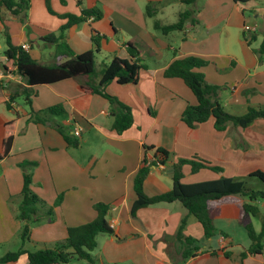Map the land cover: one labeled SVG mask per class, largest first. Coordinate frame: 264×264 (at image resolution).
<instances>
[{
	"label": "crops",
	"instance_id": "0c3cea01",
	"mask_svg": "<svg viewBox=\"0 0 264 264\" xmlns=\"http://www.w3.org/2000/svg\"><path fill=\"white\" fill-rule=\"evenodd\" d=\"M92 8L99 9L102 17L91 16L64 31L70 48L75 53L91 51L99 70L114 56L128 59L126 43L131 42L143 64L136 83L112 80L104 88L131 109L133 123L121 134L111 127L113 107L108 99L80 87L87 78L34 86L27 104L21 94L25 80L4 54L8 40L16 47L28 44L37 62L54 63V44L44 36L60 33L67 22L63 15L79 16L83 9ZM184 9H190L191 16L183 29L165 34L156 28V23H175ZM244 25L254 27V40H259L256 46L243 38ZM263 36L264 0H196L190 4L184 0H29L18 14L1 7L0 66L6 76L0 82V152L5 137L12 136V143L8 155L0 159V246L19 236L20 164L34 162L28 167L31 190L48 205L59 195L62 198L51 220L45 218L31 228L27 244H35L33 249L38 243L47 246L63 240L67 227L95 219L94 204L101 202L108 206L105 218L114 228L112 233L96 236L91 251L95 264H264V236L261 252L250 253L251 240L242 221L243 204L255 205L258 211L248 215V220L260 232L264 200L250 201L240 194L210 200L208 212L217 233L204 238L201 224L188 216L182 234L198 240L199 248L192 252L183 249L177 238L180 220L186 215L180 202H160L138 209L135 216L130 213L136 197L134 176L142 165L144 146L168 151V162L151 165L144 179L143 191L148 196L172 187L173 163L179 159L206 165L192 173L190 165L184 164L183 183L221 176L242 179L264 171V118L246 127L227 123L218 130L210 116L189 127L181 115L186 106L197 103L196 98L182 79L163 74L174 59L198 56L207 63L197 70L207 83L219 86L217 99L227 112L240 115L248 106L264 108V55L259 58L254 52ZM55 105H61L66 115L47 124L32 119L31 109ZM12 120L14 125H5ZM57 125L76 139V146L67 142ZM75 129L80 130L78 137L72 135ZM145 157L152 160V151ZM253 180L248 178L247 183ZM6 264H28V260L23 254Z\"/></svg>",
	"mask_w": 264,
	"mask_h": 264
},
{
	"label": "trees",
	"instance_id": "16d2710c",
	"mask_svg": "<svg viewBox=\"0 0 264 264\" xmlns=\"http://www.w3.org/2000/svg\"><path fill=\"white\" fill-rule=\"evenodd\" d=\"M195 1L184 0L187 4ZM28 2L29 0H0V8L3 7L13 14H18L21 10L27 8ZM147 11H149V7ZM91 16L94 19H99L102 17V13L99 9L92 8L83 9L79 16L72 14L63 15L67 22L60 27V33L58 35L50 33L44 36V40L54 44L55 47L54 57L56 61L52 64L37 62L30 56L28 51L22 49L21 46H12L8 40L4 54L7 59L13 61L15 71L25 80L27 86L22 88L21 94L27 104H30L29 97L34 86L50 84L68 78L76 80L78 78H87L85 83H80V87L87 92L98 93L108 99L113 107L111 127L117 134H121L133 123L131 109L120 103L114 96L106 93L104 88L112 80H116L120 84L136 83L139 70L143 67V64L140 63L138 48L131 42L126 43L128 59L114 56L107 64L102 65L99 70L96 69L91 51L75 53L64 40V31L71 24L78 23ZM190 16V10H183L175 23L168 25L156 23V28L165 34L181 30ZM190 21L191 23L194 22L192 18ZM242 35L248 44L255 39L254 33L243 32ZM254 52L258 54L259 58L264 55V36L258 48L254 49ZM206 63L205 60L198 56L188 55L174 59L163 71L166 77L182 79L196 98L197 103L186 106L181 115L182 120L189 127L205 122L210 116L214 117V126L218 130L223 129L227 123L246 127L254 120L264 118V108L259 106H248L246 111L240 115L227 112L217 99L219 86L207 83L203 73L197 70L205 66ZM7 106H9L8 103ZM30 114L35 122L47 124L56 117L65 116L66 112L61 105H55L37 111L31 109ZM15 122V120H12L5 125H14ZM57 128L70 145H77L76 139L71 138L59 125H57ZM11 143L12 136L4 138L0 159L8 155ZM143 149L142 165L134 176L133 189L136 197L131 205L130 213L135 216L138 209L160 202H180L186 210V215L181 218L177 232V238L182 243L183 249H191L192 252V250L199 248L197 239L192 237L183 238L182 230L188 216H193L201 224L204 238H211L217 233L208 212L210 200L229 194H240L247 197L250 201L264 200V189L252 188L247 183L248 178H256L264 183V171L252 172L242 179L221 176L214 180L183 183L182 166L184 164L190 165L192 173L206 166L202 162L187 159H179L176 163H173L172 187L169 190L148 196L143 191L144 179L151 165L156 163L164 165L168 162V151L162 147L154 148L150 146H144ZM148 151H152L153 155L150 161H147L145 157ZM33 164L34 162L20 164L23 170V179L22 187L17 197L18 210L16 215L21 222L19 231L20 245L16 250L4 252L0 256V264L14 262L23 254L26 255L28 264H66L74 259L86 260L91 264H95L91 251L96 246V236L100 233H112V229L109 228L105 218L108 206L101 202L94 204L96 218L81 225L67 227L66 236L63 240H58L52 245H44L33 250L25 248V244L30 241L32 224H38L45 218L51 220L54 215V207L60 204L62 198L59 195L54 204L48 205L31 190L32 177L28 167ZM212 169L220 171L218 167H212ZM257 211L258 209L255 205L251 203L243 204L242 221L251 240L249 252L254 254L261 252L262 238L264 236V221L260 232H256L248 220V215H255ZM214 252V250L210 251V253ZM187 253L190 254V251Z\"/></svg>",
	"mask_w": 264,
	"mask_h": 264
},
{
	"label": "rangeland",
	"instance_id": "374dc122",
	"mask_svg": "<svg viewBox=\"0 0 264 264\" xmlns=\"http://www.w3.org/2000/svg\"><path fill=\"white\" fill-rule=\"evenodd\" d=\"M184 10H186V9H184ZM188 10H190V9H188ZM246 33H251V32H246ZM258 42H259V40L257 39V40H253V41H251V43H252V45L253 46H256L257 44H258ZM249 186H252L253 188H260V189H264V183L263 182H261V181H259L258 179H256V178H254V180L253 181H251V183H249L248 184ZM37 224H32V226H31V228H33V227H35ZM17 243V244H16ZM20 243V239H19V236L18 237H15V240L14 241H12V242H8V243H6V244H3V245H1L0 246V255H2L6 250H14V249H16L17 248V245ZM27 244V243H26ZM35 244H27V247H28V249L29 248H31V249H33V246H34ZM38 246H36L35 247V249L37 248V247H43L40 243H38L37 244ZM69 264H88V263H86V262H84V261H82V260H77V259H74L71 263L69 262Z\"/></svg>",
	"mask_w": 264,
	"mask_h": 264
},
{
	"label": "built area",
	"instance_id": "2783aa9c",
	"mask_svg": "<svg viewBox=\"0 0 264 264\" xmlns=\"http://www.w3.org/2000/svg\"><path fill=\"white\" fill-rule=\"evenodd\" d=\"M243 31L244 32H251L252 33V32H254V27H251L249 25H244L243 26ZM21 47H22V49H24L26 51H28V49H29V45L28 44H22ZM5 76H6L5 69H4V67L0 66V82H2L5 79ZM72 135L74 137H78L80 135V130L79 129H75L72 132ZM108 226H109L110 229L113 230L114 224H113L112 221L111 222H108Z\"/></svg>",
	"mask_w": 264,
	"mask_h": 264
}]
</instances>
